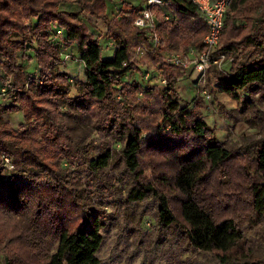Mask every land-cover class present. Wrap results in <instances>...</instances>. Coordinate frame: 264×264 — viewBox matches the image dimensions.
Listing matches in <instances>:
<instances>
[{"label": "clouds", "instance_id": "clouds-1", "mask_svg": "<svg viewBox=\"0 0 264 264\" xmlns=\"http://www.w3.org/2000/svg\"><path fill=\"white\" fill-rule=\"evenodd\" d=\"M0 264H264V0H0Z\"/></svg>", "mask_w": 264, "mask_h": 264}]
</instances>
